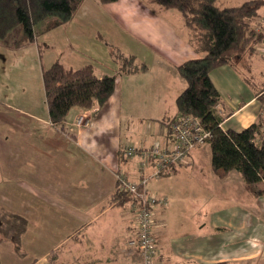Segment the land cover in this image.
<instances>
[{"label": "crops", "instance_id": "obj_1", "mask_svg": "<svg viewBox=\"0 0 264 264\" xmlns=\"http://www.w3.org/2000/svg\"><path fill=\"white\" fill-rule=\"evenodd\" d=\"M73 24L77 32L72 31L71 38L60 33V41L45 44L43 66L42 35L19 48L0 42V52L27 48L32 61L37 56L22 81L14 84L6 75L0 76V214L5 210L27 219L19 248L11 239L0 243L1 264H143L128 244L134 234V201L111 200L116 173L120 170L139 180L152 172V166L143 170L139 163L154 145L172 140L159 120L178 113L176 98L186 82L177 67L200 54L191 44L182 13L149 0H83L74 19L59 28L70 30ZM124 29L130 31V49L122 48ZM68 39L80 44L71 45L82 54L78 62L49 53L55 47L65 52L67 44L63 46L62 40ZM108 44L136 55L138 68L122 72ZM55 61L72 68L94 64L99 78L115 76L116 88L108 104L100 109L74 107L61 125L53 123L43 67ZM149 68L158 71L150 79ZM173 75L178 78L171 83ZM210 76L220 94L216 111L223 129L239 132L258 122L264 111L261 52L247 56L238 67H219ZM85 112L91 114L90 122L74 127L73 121ZM131 146L138 153L126 157ZM212 156L206 143L172 169L177 173L183 166L207 164L208 181L218 194L193 191L175 200L161 181L166 174L149 181V190L168 199L167 205L156 209L153 236L161 254L154 264H264V208L261 212L245 209L232 199V204L224 203L219 209L212 204L216 196L251 194L237 170L217 172Z\"/></svg>", "mask_w": 264, "mask_h": 264}, {"label": "trees", "instance_id": "obj_2", "mask_svg": "<svg viewBox=\"0 0 264 264\" xmlns=\"http://www.w3.org/2000/svg\"><path fill=\"white\" fill-rule=\"evenodd\" d=\"M98 1L108 3L117 0ZM149 1L182 13L186 26L192 31L191 44L200 54V57L187 60L177 67L186 86L176 98L177 115L159 120L166 131L165 136L169 135L172 139L171 123L175 119L183 116L200 118L213 133L208 143L212 148L213 166L217 172L225 174L232 169L237 170L251 194H264V187L261 186L264 181V111L258 122L242 131L221 128L222 118L216 111L220 94L210 76L219 67H238L241 64L240 58L242 60V57L260 53L258 46L264 43V28L257 31V27L264 0H247L237 6H221L220 0ZM82 2L83 0H0V42L16 48L33 43L41 33L70 23ZM19 28L18 34L9 40L10 35ZM108 45L113 60L121 65L122 72L138 68L136 55H126L118 47ZM45 48L46 45L39 42L41 59ZM43 85L51 121L61 125L74 107L85 110L95 100L100 108L105 107L115 91L116 77L104 75L99 78L94 64L72 68L55 61L50 66L43 67ZM261 101L264 105V95L261 96ZM174 170L175 168L165 174L174 173ZM131 199L133 202V196L123 190L117 181L111 200L124 202ZM1 212L0 243L11 239L19 248L27 219L5 210Z\"/></svg>", "mask_w": 264, "mask_h": 264}, {"label": "built area", "instance_id": "obj_3", "mask_svg": "<svg viewBox=\"0 0 264 264\" xmlns=\"http://www.w3.org/2000/svg\"><path fill=\"white\" fill-rule=\"evenodd\" d=\"M259 24L257 31L264 28V18ZM258 50L264 53V43L258 46ZM92 106L98 109L97 100L94 101ZM84 115L86 116V113L80 114L75 121L79 118L78 120L81 122ZM171 126V142L163 145L157 143L142 155V161L139 165L143 170L152 166L153 170L150 174H145L141 179L134 180L123 171L119 170L116 173L121 188L128 191L134 198L136 211L134 237L129 242L135 249H142L146 264L154 262V258L159 252L156 239L153 236L155 227L154 210L156 207L168 203L167 197L148 192L149 181L160 178L162 174L170 171L177 164L185 163L191 150L208 143L213 137L212 131L196 116L177 118L171 123ZM220 127L223 128L222 123ZM137 153L138 149L135 146H131L125 151L126 157H134Z\"/></svg>", "mask_w": 264, "mask_h": 264}, {"label": "rangeland", "instance_id": "obj_4", "mask_svg": "<svg viewBox=\"0 0 264 264\" xmlns=\"http://www.w3.org/2000/svg\"><path fill=\"white\" fill-rule=\"evenodd\" d=\"M245 1H247V0H220L219 4L221 6H237V5L242 4ZM261 13H262V15L264 14V7H263ZM100 14L102 15L101 12H100ZM263 18H264V16H261L259 22H261ZM175 23H174V25H175ZM178 25H179V23H178ZM79 26H83V24L79 23ZM255 26H257V24ZM72 27L73 28H71L70 30H66V31H64L63 28H58L56 30H51L49 32L41 33V35H42L41 40L44 42L43 43L44 45L46 43L47 44L50 43V41L52 39L57 41L56 39H58L60 37V33L64 34L68 38H71L72 37L71 32L72 31L77 32L76 29L74 28V24ZM118 27L120 28V26H118ZM92 28H95V27H92ZM19 31H20V28L16 29L10 35L9 40H11V38L16 36ZM127 31L130 32L127 29H124V31H123V40H122V44H123L122 48L123 49H130V47L132 46L131 38H130L131 35L128 34ZM190 32H191V40H192L191 29H190ZM105 33H107V31H105ZM60 38H59V41H60ZM118 40H119V38H118ZM62 43H63V46H65L67 44V47L63 48V50H65V52L68 54V57H66L65 52L61 51L60 48H58V47H55L49 53L53 54L54 56H56L57 58H60V59L72 58L76 62H78L82 58V54L77 49H73L71 47V45L79 47L80 44H78V42H75L73 40L68 39L67 43L64 40H62ZM7 47H9V46H7ZM91 49H93V46L90 47V50ZM123 49H120V50H123ZM12 50L13 49H11V48H6L4 51L0 52V76L4 77L6 75L8 81L15 84L21 80V76H22V74H24V72L29 71V69H27V68L31 67V64L32 65L34 64V66H35L37 56H35L34 60L32 61L31 58L28 57V49L27 48H22V50H20L19 53H15ZM245 58L246 57H242V60H245ZM242 60H241V58L239 59L240 62ZM41 63L43 66L42 59H41ZM137 63H139L138 60H137ZM258 63H256V64L260 65V62H258ZM118 65H119V67H121L120 64H118ZM142 66H144V65L139 64V67H142ZM147 71H148L147 72L148 73V77H147L148 79H150L151 77H154V75L156 76L158 74V71H154L152 68H149ZM152 72H154V73H152ZM40 75H41V70H40ZM217 75H218L220 82L224 81V78H223V75L221 72L218 71ZM177 78H178V76L173 75L171 83L176 81ZM142 81H143V78H142ZM263 107H264V105H263ZM98 109H100V108H98ZM85 113H86V116L85 115L83 116L84 118L81 122L78 120L79 118L77 119V121H75V120L73 121L74 127L80 128V127L86 126L90 122L91 116H89V112H85ZM67 122H69V121H67ZM136 123H137V125H139L138 121H136ZM141 125H143V122L141 123ZM184 168H186V169H184ZM206 172H208L207 164H200V165L196 164L195 167L183 166V167L179 168V172H177V173H174V174L170 173V174L163 175L161 181L164 182V184L168 188V193L175 200H178L179 198H181L180 197L181 194H184V193L190 194L193 191H199V192L205 193V194L211 193V192L218 194L219 191L216 189V186L209 183ZM157 179H159V178H157ZM148 192L151 193L152 191L149 190V188H148ZM231 199L233 200V202H241L242 204H244L245 209H249V210H253V211L256 210L258 212H261L262 207L264 208V206H263L264 195L253 196L249 193L241 194L237 198L236 197H229L227 199L221 198L220 196H216V199L210 200V202L212 204L218 206V209H219V208H221V206L224 205V203L232 204ZM170 201H171V199H170ZM200 203L201 204L204 203V200H200ZM160 206H164V205H160ZM156 209H157V207L154 210V219H156ZM134 224H135V222H134ZM252 231H253V229H251L249 231V234H251ZM133 237H134V234L130 239H132ZM130 239H129V241H130ZM129 241H128L129 248L133 249L134 253H137L141 257L143 264H146V261L143 258L142 249L141 248L135 249L134 247H132L130 245ZM157 246H158V243H157ZM158 249H159V252H158L157 256L154 258V262L152 261L153 263L151 262L150 264H154L156 262L157 258L160 256V254H161L160 246H158ZM262 261H264V260H262Z\"/></svg>", "mask_w": 264, "mask_h": 264}]
</instances>
